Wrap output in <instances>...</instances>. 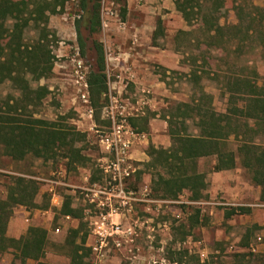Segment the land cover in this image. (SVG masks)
<instances>
[{"label": "rangeland", "instance_id": "obj_1", "mask_svg": "<svg viewBox=\"0 0 264 264\" xmlns=\"http://www.w3.org/2000/svg\"><path fill=\"white\" fill-rule=\"evenodd\" d=\"M97 1L100 25L94 32L88 29V14L81 8L80 0H64L62 10L49 14L47 27L55 35L50 46L53 69L49 77L31 82L36 91L37 115L46 119L66 116L69 124L85 132V140L79 145L88 160L86 165L66 171L63 157L49 161L32 156L12 160L0 150V198L6 196L11 176L31 177L39 184L36 201L40 207L14 206L7 231L21 228L24 233L29 226L44 227L47 244L43 259L53 264H70L64 240L69 229L78 225L80 234L87 233L82 244L83 264H254L248 252L264 253V250H251L264 243L260 233L264 227V204L259 201V194L258 197L255 194L260 187L239 159L229 171L239 174L242 185L239 187L245 191L243 198L234 193V185L212 184L214 158L204 157L197 164L198 170L205 174L207 187L196 201L189 199L187 190L176 199L155 197L150 191L149 174L138 172L143 166L132 160L134 171L126 181L127 188L134 191L133 200L111 217L121 224L124 232L110 235L107 228L99 248L94 221L106 208L90 203L81 187L103 182L100 159L106 153L98 141V132L110 127L111 115L119 118V113H123L127 121L134 119V128L145 125L146 130L148 122L156 119V126L162 132L160 139L165 134V142L168 140L170 144L166 115L198 88L189 80V73L199 75L198 85L212 95L214 108L224 112L226 76L249 77L258 84L264 82V45L255 34L243 41L235 36H239L242 26L234 10L238 0H201L202 13L212 10L215 14H205L203 23L200 19L192 20L191 24L183 19L173 0ZM263 2L252 0L257 6ZM244 6L247 12H255L249 0H245ZM209 7L212 8L208 10ZM209 20L224 26L227 35L212 42L210 35L214 32L207 31L204 22ZM259 30L263 31L264 26L258 25ZM24 35L25 41H30L38 35L37 28L30 22ZM79 38L84 44L83 53ZM93 41L102 43L105 57L107 90L101 107L91 104L86 81L88 73L96 67ZM10 91L7 82L0 84V96ZM240 123L246 139L253 137L264 142V130L256 134L259 127L252 120L242 118ZM187 124L188 131H193L191 121L187 120ZM149 143L162 146L159 142ZM226 144L235 151L238 141L230 135ZM66 200H70L79 216L67 219L61 213ZM244 202L253 205H240ZM236 206L253 210L247 215L239 212L226 218L225 212ZM95 245L100 251L94 250ZM12 258L11 250L5 251L0 255V264H10ZM27 264L34 261L28 260Z\"/></svg>", "mask_w": 264, "mask_h": 264}, {"label": "trees", "instance_id": "obj_2", "mask_svg": "<svg viewBox=\"0 0 264 264\" xmlns=\"http://www.w3.org/2000/svg\"><path fill=\"white\" fill-rule=\"evenodd\" d=\"M173 1L188 24L192 20L206 18L203 17L205 14H215L210 10L212 7L203 14L201 0ZM244 3L245 0H238L234 5L235 16L242 25L238 30L239 36H235L243 41L255 34L264 45V30L258 31V25L264 26V2L257 6L249 0L254 13L247 12ZM63 5L64 0H0V84L7 82L11 87L10 92L0 96V150L12 160L32 156L49 161L63 157L65 169L69 171L86 165L88 157L79 145L86 134L69 124L66 116L59 115L56 119L38 116L36 91L31 85L32 81L47 78L52 72L54 55L50 46L55 35L47 27V21L49 14L59 12ZM80 5L88 14L89 31L94 32L100 25L98 1L80 0ZM30 22L37 28L38 35L25 41V29ZM204 22L206 30L214 32L210 35L212 42L223 34L227 35L225 27L218 22ZM79 41L83 53L84 44L81 38ZM93 48L96 67L88 73L86 81L91 104L101 107L107 90L104 49L98 41H93ZM189 77L198 88L187 101L177 102L166 115L170 145L156 147L149 144L146 150L149 158L140 163L143 168L137 169L138 172L145 171L151 175L150 191L155 197L176 199L187 190L189 199L196 201L207 187L205 174L197 170L198 158L212 156L214 171L234 168L239 159L240 164L251 172L252 181L260 187L259 201L264 204V142L253 137L246 139L240 123L242 118L252 120L259 127L256 134L264 130V82L258 84L249 77L226 76L227 107L224 112H218L213 106L212 95L198 85L199 75L192 72ZM143 120L145 122L146 118ZM187 120L194 126L193 131H188ZM128 123L135 127L133 118H128ZM134 129L141 132L146 127ZM230 135L238 141L235 151L226 144ZM38 193L39 184L35 179L14 175L9 179L6 196L0 198V255L11 250L13 258L10 264H27L28 260H33L34 264H53L43 259L46 229L29 226L19 237L9 236L6 232L13 207H40L36 201ZM246 211H249L248 207L236 206L226 211L225 216ZM61 213L79 216L70 200L62 203ZM80 230L79 225L70 228L64 240L70 264H83L82 250L85 248L82 244L87 233L80 234ZM248 253L253 256L254 264H264V253Z\"/></svg>", "mask_w": 264, "mask_h": 264}, {"label": "built area", "instance_id": "obj_3", "mask_svg": "<svg viewBox=\"0 0 264 264\" xmlns=\"http://www.w3.org/2000/svg\"><path fill=\"white\" fill-rule=\"evenodd\" d=\"M111 125L105 130L98 132V141L106 153L102 157L100 168L103 172V182H92L82 186V192L90 203L98 208H106L94 221V232L99 239V248L106 237L108 228L112 234H121L123 229L120 223L111 220L112 215L119 214L121 208H125L133 200L134 191L127 188V179L134 171L132 158L130 157L131 146L140 135L128 123L125 115L119 113V118L111 115ZM69 219V215H65ZM99 222V224H97ZM56 231L59 228L55 229ZM258 239H261L258 237ZM94 250H98L95 245ZM254 250L253 248L251 249Z\"/></svg>", "mask_w": 264, "mask_h": 264}, {"label": "crops", "instance_id": "obj_4", "mask_svg": "<svg viewBox=\"0 0 264 264\" xmlns=\"http://www.w3.org/2000/svg\"><path fill=\"white\" fill-rule=\"evenodd\" d=\"M156 125H157L156 119H152V121H149L147 130L142 131L140 133L139 137L134 140V142L131 146L130 157L132 158V160L138 161L139 162L138 164L147 160V154L145 152V149L150 144L149 143L150 141L152 143H155V142L158 143L159 142L162 145L159 147H168L170 145L168 140H166V142H165V134H164V136L162 134V139H160L162 132H159L160 128H158ZM163 126L165 127V125H163ZM162 130H163V132H165V129H162ZM154 146H156V145H154ZM156 147H158V146H156ZM208 157H212V156H208ZM200 158H204V157H200ZM200 158H198L197 160H199ZM213 164H214V161H213ZM212 167H213V165H212ZM212 167H211V170L214 171L212 169ZM197 170H198V164H197ZM62 172L65 173V170L62 169ZM146 173H148V172H146ZM238 175H239L238 173H231L229 171V169L214 171L211 175L210 180H211L213 185H217V186L222 185L224 187L225 186L230 187V186L234 185V189H233L234 193L235 194L238 193L240 196L239 198H243V196H245V191H244V189L239 187V185H241V184H240V180H239L240 178ZM149 178H150L149 181H151V175L150 174H149ZM48 188H49V186H48ZM255 194L258 197L259 193L257 191L255 192ZM239 198H238V201H242V200H239ZM240 205H246V206L251 207L253 204L249 203V202H244V203H240ZM252 210H253L252 208H249V211L241 212V213H246L243 215H247V213L251 212ZM230 216H225V217L228 218ZM42 228H44V227H42ZM23 231L24 230L21 228H16V229L10 228V230H8V231L6 230V232L8 234H11V236H13V237H19L23 233ZM260 233H261V236L264 237V227L261 228ZM238 249H240L242 251L244 248L238 247ZM254 250L255 251L264 250V243L258 244Z\"/></svg>", "mask_w": 264, "mask_h": 264}]
</instances>
